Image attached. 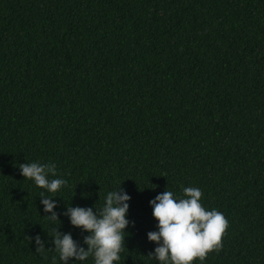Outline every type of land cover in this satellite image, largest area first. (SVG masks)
Wrapping results in <instances>:
<instances>
[{
	"label": "trees",
	"instance_id": "trees-1",
	"mask_svg": "<svg viewBox=\"0 0 264 264\" xmlns=\"http://www.w3.org/2000/svg\"><path fill=\"white\" fill-rule=\"evenodd\" d=\"M32 162L67 181L60 221L21 174ZM184 187L229 225L193 264H264V0H0V264H64L56 229L84 248L90 234L68 207L119 188L115 264H160L150 201Z\"/></svg>",
	"mask_w": 264,
	"mask_h": 264
},
{
	"label": "clouds",
	"instance_id": "clouds-1",
	"mask_svg": "<svg viewBox=\"0 0 264 264\" xmlns=\"http://www.w3.org/2000/svg\"><path fill=\"white\" fill-rule=\"evenodd\" d=\"M19 168L24 178L53 194L45 196L42 192L41 203L44 212L51 213L46 215L47 219L59 220V214L55 211L57 202L52 197L67 181L49 179V176L57 175L55 164L21 163ZM201 198L202 191L199 188L184 187L181 198L166 190L150 201L152 215L158 221V231H149L147 236L149 241L157 245L150 254L160 264H193L197 259L202 262L209 253L222 248V237L229 226L228 221L217 209L206 210ZM130 200L127 191L119 188L107 193L102 208L97 211L92 207H68L65 215L69 216L71 224L90 234L84 237V243L88 246L84 248L74 240L71 233H61L56 229L53 243L64 264L70 258L84 261L90 256L94 264H115L119 261L125 245L124 233L130 224ZM35 241L36 251L44 253V242L39 235Z\"/></svg>",
	"mask_w": 264,
	"mask_h": 264
}]
</instances>
